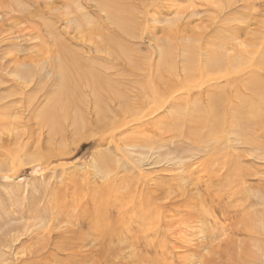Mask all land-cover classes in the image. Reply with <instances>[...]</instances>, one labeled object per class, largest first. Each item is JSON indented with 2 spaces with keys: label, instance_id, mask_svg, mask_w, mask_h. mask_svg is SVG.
<instances>
[{
  "label": "rangeland",
  "instance_id": "374dc122",
  "mask_svg": "<svg viewBox=\"0 0 264 264\" xmlns=\"http://www.w3.org/2000/svg\"><path fill=\"white\" fill-rule=\"evenodd\" d=\"M59 58L94 69L131 112L114 117L120 102L100 94L109 112L94 122L95 96L75 80L66 110L39 119L62 92ZM0 99V227L23 237L0 264L44 240L51 264H264V0H0ZM83 210L105 219L91 228Z\"/></svg>",
  "mask_w": 264,
  "mask_h": 264
},
{
  "label": "bare ground",
  "instance_id": "6f19581e",
  "mask_svg": "<svg viewBox=\"0 0 264 264\" xmlns=\"http://www.w3.org/2000/svg\"><path fill=\"white\" fill-rule=\"evenodd\" d=\"M104 3V2H103ZM102 3V4H103ZM101 4V5H102ZM38 7V6H37ZM35 11V10H34ZM238 29V28H237ZM240 30V29H239ZM234 31L236 32V30L234 29ZM63 54V53H62ZM64 55V54H63ZM70 55V54H69ZM68 55V56H69ZM76 55V54H75ZM66 56V55H65ZM72 56V55H71ZM80 56H81V54H80ZM76 57V56H75ZM85 57V56H84ZM89 57V56H88ZM93 57V56H92ZM17 58V57H16ZM60 58H61V56H60ZM60 58H59V64H57L56 65V67H55V71H56V73H58V77H59V91H62V92H58V94L55 92V94H54V92L51 94V96L49 97V99H48V103L45 105V107L41 110V113H40V115H41V117L42 118H40L39 117V119H43L44 117H45V121H48L49 120V116H51V115H53L54 117L56 116V114H59V111L58 110H61V111H63L64 110V108H65V110H66V107L67 106H69L70 104H69V98H68V93L69 92H67V90H69L67 87H68V85L67 84H69V87H70V89L72 88V86H73V88L75 87L74 85H73V82L76 80V82L77 83H80V82H82V83H85V84H89V88L91 89V93L95 96L94 97V102H95V104H94V110H95V113H93L94 115L96 114V117H95V119H94V122L96 121L97 122V120L98 119H102V116H106V112L108 111V110H105L104 108H107V106L103 103H101L102 101H98V100H96V99H100L101 97H100V94H102L103 96H104V98H107V100H109V101H111V102H113V103H116V102H120V105L118 106V108H116V109H114L113 111H111L110 110V112H113V116L115 117V115H118L122 110L123 111H125V110H128V109H131V105H130V103H129V101L127 100V97L125 98V97H123V95H122V93H121V91L118 89H106L105 87H104V84L101 82V79L99 78V76H97L96 75V73H95V71H94V69H92V70H88V67H86L85 69H80L81 67H79L78 66V64H80V62L78 63L77 62V58H74L73 59V64H72V70H73V72L71 71H69L68 70V68H67V66H64V65H61V63H60ZM62 58H63V56H62ZM70 58V57H69ZM73 58V57H72ZM80 58V60H81V57H78V59ZM66 59V58H65ZM71 59V58H70ZM89 59V58H88ZM82 60H83V58H82ZM81 60V61H82ZM79 61V60H78ZM84 61H85V58H84ZM83 62V61H82ZM85 63V62H84ZM44 64V63H43ZM68 65V64H67ZM107 66H108V64H107ZM71 67V66H70ZM95 67V66H94ZM111 67V66H110ZM21 68V67H20ZM25 68V67H24ZM82 68H83V66H82ZM93 68V67H92ZM159 72V71H158ZM101 76V75H100ZM157 76V75H156ZM154 77V76H153ZM152 77V78H153ZM150 79V78H149ZM25 80V79H24ZM151 80V79H150ZM154 80H155V84H156V86H161V84L159 83L160 82V80H157L156 78H154ZM71 83H72V85H71ZM154 83V82H153ZM161 83L162 84H164V81H163V79H162V81H161ZM15 84V83H14ZM154 84V85H155ZM146 86H148V85H146ZM66 87V88H65ZM151 87V86H150ZM162 87V86H161ZM146 88V87H145ZM160 88V87H159ZM18 89V88H17ZM19 90V89H18ZM102 90H105V92H103ZM146 90V89H145ZM156 90V89H155ZM162 90V89H161ZM32 92V91H31ZM8 93V92H7ZM16 94V93H15ZM154 94V93H153ZM12 95V94H11ZM156 95V94H155ZM11 97V96H10ZM14 97V96H13ZM160 97V96H159ZM162 97V96H161ZM134 98H135V96H134ZM140 98H141V96H140ZM156 98H158V97H156ZM4 99V98H3ZM6 99V98H5ZM30 99V98H29ZM145 99H147L148 100V98H145ZM162 99V98H161ZM1 100V99H0ZM13 101V100H12ZM28 101V100H27ZM139 101V100H138ZM155 101V100H154ZM142 102H144V101H142ZM142 102H140V104L139 105H137V108H132V109H134L135 111H138L139 109H141L142 108V106H143V103ZM153 102V101H152ZM151 102V103H152ZM162 102V101H161ZM101 103V104H100ZM155 104V103H154ZM156 104H157V101H156ZM163 104V103H162ZM14 105V104H13ZM12 105V106H13ZM18 105V104H17ZM148 105V104H147ZM149 105H150V103H149ZM30 106V105H29ZM26 107H28V106H26ZM76 107V106H75ZM8 108H9V110L11 111V108L8 106V105H5V106H0V113L1 112H5V113H7V111H8ZM69 108V107H68ZM67 108V109H68ZM5 109H7V110H5ZM12 109H14V108H12ZM64 110V111H65ZM155 110V109H154ZM106 111V112H105ZM122 111V112H123ZM129 112H131L130 110H128ZM158 111V110H157ZM160 111V110H159ZM158 111V112H159ZM109 112V111H108ZM68 113V112H67ZM67 113H65V114H67ZM149 113V112H148ZM70 114V113H69ZM108 114V113H107ZM61 115V114H60ZM74 115V114H73ZM47 116V117H46ZM64 116H66V115H64ZM104 116V117H105ZM112 116V117H113ZM4 117H5V119H4ZM70 117H72L71 115H70ZM107 117V116H106ZM105 117V118H106ZM7 118H10V117H6V116H3V118L0 116V125L1 124H5V120L7 119ZM74 118H75V115H74ZM76 118L78 119V120H76L75 119V124H76V130H80V128H82V125H83V123H82V119H81V117H77L76 116ZM87 118V117H86ZM125 118V117H124ZM48 119V120H47ZM58 119V118H57ZM73 119V118H72ZM161 119V118H160ZM16 120V119H15ZM162 120V119H161ZM11 121V120H10ZM85 121V120H84ZM37 122V121H36ZM73 122V121H72ZM89 122V121H88ZM118 121L117 120H114V121H109L108 123H98L97 125H99V124H101V128H112V127H115L117 124ZM122 122V121H121ZM157 122V121H156ZM10 123V122H9ZM9 123H7L8 124V126H9ZM7 124H5V125H7ZM86 124V123H85ZM96 124V123H95ZM127 124H129V123H127ZM176 124V123H175ZM42 125V124H41ZM46 125H48V126H50L51 127V129L53 128V129H56V130H58L57 128H59V123L58 122H53V123H48V124H46ZM74 125V124H73ZM177 125V124H176ZM118 126V125H117ZM144 126V125H143ZM43 127V126H42ZM121 128H123V127H121ZM89 129V128H88ZM87 130V129H86ZM85 130V131H86ZM147 130V129H146ZM153 130H155L154 131V133H152V135L153 136H156V135H158L160 138H161V136H162V134H161V132H160V129H158V127L157 126H153ZM8 131V130H7ZM12 131H14V129L13 130H11V134H13V132ZM52 131V130H51ZM9 132V131H8ZM16 132V131H15ZM50 132V131H49ZM17 133V132H16ZM79 134V133H78ZM9 135H10V133H9ZM17 135V134H16ZM48 135V134H47ZM13 137V136H12ZM17 137H18V135H17ZM14 138V137H13ZM1 139H2V136H0V141H1ZM156 138H154V139H149L148 140V138H146V137H142V136H137V135H133V136H131L130 138H129V140H138L139 142H140V144H145L146 145V143L148 142L149 143V141L150 140H152V141H154ZM157 140V139H156ZM158 142H160V141H158L157 140V143ZM153 143V142H152ZM151 143V144H152ZM29 144V143H28ZM150 144V143H149ZM148 144V145H149ZM17 149V148H16ZM21 149V148H20ZM18 152V151H17ZM91 152V151H90ZM12 153H14V152H12ZM20 153V152H19ZM11 154V153H10ZM58 154V153H57ZM16 156V155H15ZM20 156V155H19ZM97 156L99 157L98 158V160L100 159V163H101V160H103L104 161V163L105 164H107V165H109V164H112V162L113 161H110L109 162V154H104V153H98L97 154ZM3 157V156H2ZM18 161H19V163H22L23 162V160L24 159H17ZM126 162V161H125ZM124 161L123 162H121V164L120 165H118L117 164V166H116V168L119 170L120 169V167H122V168H124V170L126 171V172H134L133 170H134V167H130L128 164V162L127 163H125ZM7 164V163H6ZM1 165V164H0ZM133 165H134V163H133ZM136 165V164H135ZM2 167V166H1ZM102 167V169L103 170H105V168H104V166H101ZM23 168V167H22ZM97 168H98V165H97ZM99 170V169H98ZM102 170V171H103ZM0 171H2L1 170V168H0ZM117 171V170H116ZM96 172H97V170H96ZM10 173H12V172H10ZM21 173V172H20ZM15 176H17V175H15ZM17 178V177H16ZM4 179H7L6 177H4ZM119 179H122L121 177H119ZM122 181V180H121ZM8 182V181H7ZM107 182H109V181H107ZM1 183V182H0ZM74 183V185H76V186H78L79 184L75 181V182H72V184ZM76 183V184H75ZM84 183V182H83ZM105 183H106V181H105ZM90 185L91 184H89V187L87 186V189H89L90 188ZM75 186V187H76ZM80 186V185H79ZM92 186V185H91ZM96 186V185H95ZM103 186V185H102ZM100 187V186H99ZM6 188V187H5ZM66 188V187H65ZM64 188V189H65ZM79 188V187H78ZM67 189V188H66ZM84 189V188H83ZM145 189H147V187L145 186ZM92 190H93V188H92ZM96 190V189H95ZM94 190V191H95ZM114 190H116L115 189V186H114V184H107L106 186H104V187H102V189H100V191H99V194H97V193H95L97 196H99V197H97V198H99L98 200H100L101 198L102 199H106L105 200V202H108V203H110L109 202V199H108V197L110 196V195H114V194H112L113 193V191ZM83 192H86V191H83ZM82 192V193H83ZM89 192V191H88ZM98 192V191H97ZM6 192H5V189L4 188H2V190H1V194H5ZM93 193V192H92ZM115 193V192H114ZM79 194H81V193H79ZM56 195H58V197H59V195L60 194H56ZM7 197V196H6ZM8 197H10L9 195H8ZM7 197V198H8ZM85 198H87L86 200H85V202H89V200H92V202H95V201H93L94 199H95V195L93 196H90V197H85ZM96 198V199H97ZM112 198V197H111ZM148 198H149V200L148 201H150V200H153V198H152V196H148ZM84 200V199H83ZM102 202V201H101ZM100 202V203H101ZM54 203H56V202H54ZM84 203V202H83ZM103 203V202H102ZM150 203V202H149ZM86 204V203H85ZM0 205H1V199H0ZM45 205H46V203H45ZM53 204H51V206H52ZM86 205H88V204H86ZM92 205V204H91ZM48 206V205H47ZM1 207V206H0ZM42 206H40V208H41ZM39 207H36V212L37 213H40V214H46V213H48L49 212V209L48 208H45V209H43V210H39L38 209ZM50 208V207H49ZM54 208H55V205H54ZM1 209V208H0ZM23 210H25V209H27V203L26 204H24V206H23V208H22ZM53 209V208H52ZM56 209V208H55ZM54 210V209H53ZM39 211V212H38ZM51 213H53V212H51ZM94 213V212H93ZM92 212H91V214H89V215H87V213H86V211L85 210H83V211H80V212H78L75 216L79 219V220H85L87 223H89L88 224V226H91V228H94V227H96V221H100V220H104L105 218L104 217H102V215L101 216H98V215H96L95 216V213L93 214ZM98 214H100V212L98 213ZM8 216V217H7ZM151 216V215H150ZM3 217V220H7V219H9L10 217H9V215L8 214H6V216H2ZM57 217V215L56 214H54L53 215V218H56ZM92 217V218H91ZM145 220H146V218H145ZM246 222V221H245ZM102 224V223H101ZM103 224H105V223H103ZM6 226H8V228L6 227H0V235H3L4 237H5V239H2L1 237H0V262H2V260L3 259H5L7 256H6V249H8L9 251H12L13 250V248H12V246H14V247H16V243H17V241H19L21 238H23V237H21L20 239L18 238L17 239V236H16V234H13V233H11V230H12V228L13 229H15V227H12V226H15V225H12V224H7ZM11 227V228H10ZM17 227V226H16ZM105 227H107V224H106V226L105 225H103V227L102 228H96V230L95 231H98V230H105ZM146 227V226H145ZM28 228V227H27ZM26 228V229H27ZM71 231H73V233L71 232ZM48 234L50 233V230H48V231H46ZM68 232H71V234L73 235V236H77V233L74 231V230H70V231H68ZM59 235H62V233H58ZM23 235H26V233H24ZM52 236V234L50 235V237ZM29 237V236H28ZM52 238V237H51ZM33 238L32 237H29V239H27V240H32ZM50 241H51V239H50ZM8 244V247H5V245H7ZM22 245H24L23 243H22ZM50 243H49V241L48 240H44V243L43 244H41V245H39V246H36V247H34V248H32L31 250H30V255L28 256V257H32L30 260H22V259H24V258H26L27 257V255L26 256H24V254H22L21 256H19L20 257V263H22V264H37V263H42V264H51V262H48L49 260H48V258H50V254H51V252L49 251V247H50ZM10 246V247H9ZM53 248H54V250L57 248L58 250H59V248L56 246V245H53ZM14 257H16V254L14 255ZM57 257V256H56ZM54 258V259H57V258ZM53 259V258H52ZM208 259H213L212 257H210V258H208ZM48 260V261H47ZM58 260H59V258H58ZM64 259L62 258V259H60V261H63ZM206 260V259H205ZM237 261V260H236ZM206 262V261H205ZM204 262V263H205ZM62 263H64V264H67L66 262H62ZM208 263H209V260H208ZM207 263V264H208ZM4 264H7V262H5ZM11 264H15V262H11ZM239 264V263H238Z\"/></svg>",
  "mask_w": 264,
  "mask_h": 264
}]
</instances>
